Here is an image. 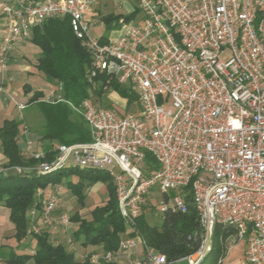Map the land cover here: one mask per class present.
I'll list each match as a JSON object with an SVG mask.
<instances>
[{
    "label": "built area",
    "instance_id": "built-area-1",
    "mask_svg": "<svg viewBox=\"0 0 264 264\" xmlns=\"http://www.w3.org/2000/svg\"><path fill=\"white\" fill-rule=\"evenodd\" d=\"M98 1L0 0L2 66L13 43L33 26L69 16L74 35L91 56L89 77L105 75L136 95V113L102 106L91 96L74 104L57 82L41 100L67 102L80 113L90 140L58 143L50 158L29 147L36 160L31 169L107 172L129 225L145 211L153 185L163 193L161 213L186 212L183 190L191 184L201 235L198 248L185 256L188 264L207 257L217 224L235 229L233 243L245 237V263L264 264V0H137L141 24L129 23L106 42L89 34L95 20L87 13ZM62 188L51 185L39 220L37 209H30L31 231H39V221L48 228L68 224L69 215L57 213ZM139 241L126 236L114 250L92 252L89 262L168 263L147 247L143 258L133 257Z\"/></svg>",
    "mask_w": 264,
    "mask_h": 264
},
{
    "label": "trees",
    "instance_id": "trees-1",
    "mask_svg": "<svg viewBox=\"0 0 264 264\" xmlns=\"http://www.w3.org/2000/svg\"><path fill=\"white\" fill-rule=\"evenodd\" d=\"M131 16L132 14H128L124 17L127 19ZM119 17L120 15L109 13L104 16V20L110 25L111 21ZM29 40L39 49L34 67L50 86L62 82L63 97L71 103L78 104L85 97L91 96L92 79H96L98 83L96 94L101 95L104 92L103 85L107 84L120 96L127 98L125 109L136 101V95L129 91L131 88L128 85L123 86L115 80L107 81L105 75L89 77L91 56L80 39L74 35L69 16L49 18L33 26ZM106 41V37L101 38V42ZM29 87L28 90L32 93L27 101L37 102L39 110L44 114L42 139H55L67 144L90 140L89 129L84 121L69 117L71 108L67 102L39 100L42 98L43 90H31ZM20 125L21 121L16 118H6L0 124V151L7 159L0 169V206L7 209L6 214L12 224L13 238L16 241L15 247L0 244V260L5 264H28L29 261L30 264H91L89 256L92 252L82 259H77L63 241L57 240L56 236L52 235V228L46 227L41 221L38 222L39 231H31V219L27 215L30 209L35 208L39 212L35 220L40 219L48 196H45V189L53 183L64 184L82 206L86 198L83 187L101 178L98 174L100 170L66 168L44 174L36 172L31 169L36 160L29 154L23 153L19 147ZM51 147L47 146L43 150L44 158H50L53 152ZM14 166H20L24 170L17 173L9 169ZM94 172L97 174L92 176ZM72 173L76 176V180L70 178ZM105 173L106 178L109 177L107 172ZM183 192L187 203L186 212L167 210L162 213L160 223H150L145 212H142L135 223L129 225L119 212L113 183L108 180L107 197L104 202L91 209L90 217H82L78 211L73 212L69 216L67 225L70 223L75 225L71 236L83 246H100L101 250H114L119 240L126 235L139 236L145 247L163 254L167 262L174 261L194 252L200 243L201 229L197 210L192 202L191 184L186 185ZM234 232L235 229L230 226L217 224L213 236L219 233L220 242L212 239V249L207 257L211 256V260L217 263L219 258L225 256L227 248L225 241ZM32 242H34L32 252L17 250L31 245Z\"/></svg>",
    "mask_w": 264,
    "mask_h": 264
},
{
    "label": "crops",
    "instance_id": "crops-1",
    "mask_svg": "<svg viewBox=\"0 0 264 264\" xmlns=\"http://www.w3.org/2000/svg\"><path fill=\"white\" fill-rule=\"evenodd\" d=\"M36 1H40V0H36ZM106 2L107 0H99L97 3L93 4L91 10L87 13V17L89 19L95 20L94 24L91 27L96 26L100 22H102L104 24V29L113 30L115 34L116 33L117 34L107 36L105 33H99L94 35L91 34L92 36L98 37L100 39L103 37H106L107 39L116 38L125 31L129 23H133L137 25L141 24L142 13L137 7V0H133V2L131 3L132 6L128 12V14H132L130 18L126 19L125 17L120 16L118 19L111 21L110 25L106 24V21L104 20V16H106L109 13L102 14V8L106 5ZM135 11H138L140 13V17L137 19H135L134 16ZM129 20H131V22ZM4 32H5L4 17L0 9V41L4 36ZM29 33L30 31L28 32L27 36L22 37L13 43L11 49L8 51L7 54L6 65L2 66L0 64V124L6 118H16L21 121V125H20L21 130L18 135V144L20 149L25 154H29L27 150L29 147L32 152H38V151L42 152L43 150H45V147L48 146L49 148L50 146H52L51 148L53 149L56 147L58 143H60L55 139L41 138L42 130L45 123L44 114L39 110L37 102L27 101L28 97L32 93V91L28 90L29 86L31 90H35V89L43 90L42 96H44L45 93L52 87L34 67L36 58L38 57L39 54V49L29 40ZM97 97L98 96H95L93 98L97 99ZM39 100H41V98ZM20 103L24 104L22 113L19 109ZM28 106L31 107L29 112L26 113L25 109ZM136 108L138 111L137 104H136ZM6 160H7L6 157L0 151V166L1 165L3 166L6 163ZM1 168L2 167H0V169ZM47 190L48 192L51 190L50 185L47 186V188L45 189V196L48 195ZM73 197H75L76 199L75 195H73ZM2 208L6 211L4 207ZM27 216H29V214ZM126 236H132V235H126ZM91 247H96V246H91ZM97 247L101 248L100 246ZM131 252L133 257L143 258L145 252V246L142 243V241L137 242V244L131 250ZM184 259L185 257H182L180 259L170 261L167 264H170L172 262H179L180 260H184ZM30 263L31 261H29L28 264Z\"/></svg>",
    "mask_w": 264,
    "mask_h": 264
},
{
    "label": "rangeland",
    "instance_id": "rangeland-1",
    "mask_svg": "<svg viewBox=\"0 0 264 264\" xmlns=\"http://www.w3.org/2000/svg\"><path fill=\"white\" fill-rule=\"evenodd\" d=\"M132 2L133 0H107L106 5L102 8V14L115 13L117 15L124 17L125 15L128 14L132 6L131 4ZM134 13H135L134 14L135 19L140 17V13L138 11H135ZM260 17H261V13H258V17L255 20V25L258 24ZM129 21L131 22V20ZM99 33H105L107 36H111L115 34L113 30L104 29V24L102 22L89 29L90 35L99 34ZM91 81L93 85L91 91V97L98 96L97 99L102 106H108L118 111H124V112L133 111L135 113L137 112L136 101L132 102L128 106V108L125 109L127 105V100H126L127 98L120 96L119 93L113 88H109L107 92L106 91L102 92L101 95L96 94L95 90L96 88L98 89V83L96 79H92ZM129 91L133 92L131 89H129ZM30 107L31 106H28L25 109L26 113L29 112ZM20 111L22 113L23 110ZM69 117L74 120H80L81 122H83V119L81 118V115L78 111L71 110ZM147 161H153V160L151 157H147ZM0 167H2V165ZM96 174L97 172H94L92 173V176H95ZM98 174L101 175V178L93 180L91 181V183L86 184L83 187V192L86 193V198L82 206L78 204L75 197H73V195L69 192V189L66 188L64 184H62L63 190L60 195L57 212H60V214L67 213L70 216L73 212L78 211V213L82 217H90L91 209L95 205L104 202V200L107 197L106 182H108V180L112 181L111 176L107 177L108 180L104 181V179H107L106 173L104 171L100 170ZM62 175L63 177L65 176L64 173ZM70 178L74 180L77 179L73 173L71 174ZM167 193L168 195H171L172 191L167 190ZM162 197H163V193L160 191L158 185H153L150 191V200H148V203L145 206V214L147 216V220L150 223L161 222L162 213L159 211V203ZM6 213H7V209L5 211L2 207H0V244L15 247L16 241L13 238V229L11 226L12 224L10 223ZM74 227L75 225L71 223L67 226L56 225L55 228H52V233H53L52 235L56 236L57 240L63 241L65 243L66 248L69 251L73 252L77 259H82L83 257H85L86 254H90L93 251H99L101 249L98 247L83 246L80 243V241L75 240L71 236V231L74 229ZM212 239L220 242L219 233L214 234ZM225 243L226 245H229V248L226 250V254L225 256H223L221 264H247L244 262V257H243V251L245 248V237L233 243L232 236L231 237L229 236L226 239ZM33 246H34V242H32L31 245H28L26 247H20L17 250L19 252H32ZM5 249L7 250L8 248H6L5 246ZM210 257L211 256L206 257L200 264H217L216 261L211 260ZM0 264H5V263L0 260ZM170 264H188V262L186 259H184V260H180L179 262H172Z\"/></svg>",
    "mask_w": 264,
    "mask_h": 264
}]
</instances>
